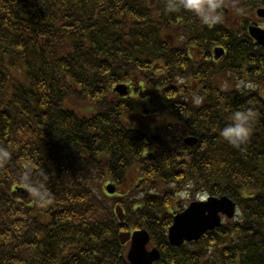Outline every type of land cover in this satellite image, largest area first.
Masks as SVG:
<instances>
[{
	"label": "trees",
	"instance_id": "1",
	"mask_svg": "<svg viewBox=\"0 0 264 264\" xmlns=\"http://www.w3.org/2000/svg\"><path fill=\"white\" fill-rule=\"evenodd\" d=\"M164 3L0 0V264H129L119 234L136 229L149 231L161 264H264V103L223 92L212 83L218 69L196 66L187 47L246 46L234 63L256 75L263 60L247 40L204 32L192 13L168 14ZM249 101L256 120L237 149L217 129ZM104 180L119 189L123 222L100 192ZM186 183L228 196L241 214L175 249L172 188ZM142 187L155 194L140 199Z\"/></svg>",
	"mask_w": 264,
	"mask_h": 264
},
{
	"label": "water",
	"instance_id": "2",
	"mask_svg": "<svg viewBox=\"0 0 264 264\" xmlns=\"http://www.w3.org/2000/svg\"><path fill=\"white\" fill-rule=\"evenodd\" d=\"M227 2H235L237 0H224ZM260 16H264V11L259 12ZM252 36L259 40V44L264 45V32H251ZM217 56H220L219 50L216 51ZM116 91L122 95L126 94L124 86H119ZM193 144V141L190 142ZM113 192V189H108ZM235 213V204L228 198L209 199L206 203H194L183 214L175 218L173 227L170 229V240L173 245H181L184 241H197L206 232L214 231L221 226V217L223 214L228 218H232ZM119 218L123 220V215L118 209ZM120 239L122 244L131 243V248L128 253V261L131 264H153L159 258V252L153 250L148 252L146 244L150 242V237L147 232H135L121 234Z\"/></svg>",
	"mask_w": 264,
	"mask_h": 264
},
{
	"label": "flooded vegetation",
	"instance_id": "3",
	"mask_svg": "<svg viewBox=\"0 0 264 264\" xmlns=\"http://www.w3.org/2000/svg\"><path fill=\"white\" fill-rule=\"evenodd\" d=\"M258 0H244L243 2H240L237 4L235 7V12L234 13L232 10L234 7L231 6H225L224 4L221 3V8L219 9L220 15L222 16V21L214 25L212 27L204 26L207 27V30L210 32H216V31H222L224 27L227 25L228 28H231L233 30L234 34H248L249 30L251 28H259L264 30V17H259L258 16V10L259 9H264V6L258 5L257 2ZM234 6V5H232ZM227 9V10H226ZM190 18L188 16V27L190 26L189 22ZM200 22V21H199ZM195 23H191L193 25ZM201 24V23H199ZM188 32L189 28H188ZM239 39V37L237 38ZM248 41L251 42L255 48H258L261 54H256L254 48H252V53L251 55H257L260 57V59L264 60V47L256 45V42L250 38L248 34ZM218 45V44H217ZM221 46L225 49V55L222 59H220L218 62H216L213 59V50L217 47H213L207 52L206 46L204 45H198L197 43L187 47L188 48V53L193 52L194 56L189 55L188 59L193 60L196 64L199 65H204L205 62L211 61L212 63H218L221 68H223L229 59H232V63L235 65L234 60H239V58L242 56V52L247 50L246 46L243 45H235L232 46V52L229 49V45L225 44L222 42ZM245 47V48H243ZM244 55V54H243ZM236 75L235 78L238 79V81H246V80H255V69H251V67H247L243 65L242 67H238L236 70L233 71ZM260 75L264 74V69H260L259 71ZM259 75V76H260ZM263 78V77H262ZM264 82V78H263Z\"/></svg>",
	"mask_w": 264,
	"mask_h": 264
},
{
	"label": "clouds",
	"instance_id": "4",
	"mask_svg": "<svg viewBox=\"0 0 264 264\" xmlns=\"http://www.w3.org/2000/svg\"><path fill=\"white\" fill-rule=\"evenodd\" d=\"M221 8V0H165L164 11L168 14L176 13L183 10L192 13L198 18L200 23L204 26L212 27L222 21L219 9ZM243 82L237 85L240 90ZM246 91V88H245ZM203 98L199 95H194L192 103L200 105ZM256 120V112L251 101L247 105H241L239 108L232 110L227 117V122L222 128H218V134L234 148H241L245 145L253 132V126ZM0 156L7 157L8 152L0 149ZM35 194L39 200H44L48 195L47 192L40 188L34 189Z\"/></svg>",
	"mask_w": 264,
	"mask_h": 264
},
{
	"label": "rangeland",
	"instance_id": "5",
	"mask_svg": "<svg viewBox=\"0 0 264 264\" xmlns=\"http://www.w3.org/2000/svg\"><path fill=\"white\" fill-rule=\"evenodd\" d=\"M234 13H236L234 11ZM225 77V76H224ZM233 77V76H232ZM235 81V80H233ZM233 81H230V82H233ZM228 78L225 77V79L222 80L221 77L218 76V78H215L212 83L214 85H217L218 87L220 86L221 88H227L228 90H233V89H236L237 85L239 83H234V84H229L230 83ZM226 83H228L227 85H225ZM260 82H258L257 80H255L254 82H251V86H250V83L248 84L249 85V90H251V88H254L256 90H258L259 92H263L264 91V85H259ZM79 107L82 108L84 111L87 109V107L81 103H79ZM103 188V186H102ZM103 191H104V188H103ZM191 197L188 196L187 193L185 192H182L181 193V196H180V200L181 201H184V202H188L190 200ZM109 201L113 202L114 199L112 198H107Z\"/></svg>",
	"mask_w": 264,
	"mask_h": 264
},
{
	"label": "bare ground",
	"instance_id": "6",
	"mask_svg": "<svg viewBox=\"0 0 264 264\" xmlns=\"http://www.w3.org/2000/svg\"><path fill=\"white\" fill-rule=\"evenodd\" d=\"M255 51H259V49H255ZM263 63H264V60H263ZM193 78H196L195 75L194 76L193 75L191 76V74L188 75V81H189L190 84H191L190 80H192ZM252 80H254V79H252Z\"/></svg>",
	"mask_w": 264,
	"mask_h": 264
}]
</instances>
